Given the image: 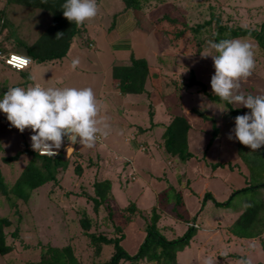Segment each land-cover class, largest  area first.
<instances>
[{
    "label": "rangeland",
    "instance_id": "1",
    "mask_svg": "<svg viewBox=\"0 0 264 264\" xmlns=\"http://www.w3.org/2000/svg\"><path fill=\"white\" fill-rule=\"evenodd\" d=\"M12 3L15 4L14 1ZM168 5H174V9L169 14L171 17L178 18L179 21L186 19L195 27L196 23H202L209 19L206 9L212 5L217 7L216 16L221 19L222 24L226 27L232 29L244 27L257 31L264 29V0H183L181 4L171 1V3L162 5L160 7L161 11L166 12L169 10ZM22 9L28 13L26 15L21 12L16 17V20L22 23V27L33 22L34 26L43 28L46 18L51 14L43 9L27 7ZM0 14H5V11H0ZM12 20L14 18L8 19L7 29L16 28L15 24L11 22ZM28 29L32 28L28 27ZM17 34L19 35V31H17ZM203 35L209 37L207 33ZM191 37L192 34L190 39ZM216 39L218 40V37L213 35L211 38L199 39L194 43L190 42L186 46L185 44L180 45L177 49H173L175 53H172L171 49L166 50L162 58H166L163 60L169 62L164 66L166 69L172 68L168 71L167 77L165 76L166 85L169 86L168 83L171 82V79L182 81L181 76L185 77L183 82L187 81L190 72L193 71L195 77L203 82L208 92L213 95L210 83L215 72L213 60L211 57L202 59L201 52L207 47L209 40L215 41ZM247 42L253 47L256 66L252 76L243 84L241 91L245 94L264 95V49L250 37L247 38ZM175 72H178L177 75ZM75 77H79V75L72 71L68 80L78 84L79 82L73 79ZM49 80L52 84H48V87L61 88L59 81H55L53 78ZM17 85L11 86V83L1 84L0 97L5 88L16 87ZM161 90L164 96L166 86L163 85ZM102 91L103 94L99 99L101 102V115L107 117L110 125L109 135L106 138L98 141L92 148L82 147L79 144L74 145V155L71 157V155L65 154L64 160L68 161L69 165L64 173L58 175V183L49 182L40 187L34 191L28 203L15 200L13 195L5 196L0 190V218L9 217L14 224L8 231L6 239L7 244L12 246L13 251L0 257V264H37L40 259L41 245H53L54 247L71 245L84 263L108 260L114 252L113 246H101V254L97 257L94 256L95 246L84 235V229L81 226L84 219H87L90 223L88 232L90 234L104 235L107 238L123 236L125 239L121 243L122 246L129 254L133 255L137 252L141 243L139 234L145 235L143 228L146 220L137 213L131 222L127 221L129 215L125 209L130 202H134L140 209H143L140 212L146 217H150L151 211L148 210L155 206L158 213L163 215L159 229L163 231L168 239H177L182 236L187 228L185 222L193 224L191 221L194 219L198 226L197 233L190 244L181 253L179 252L181 259L178 264H207L209 260L212 261V264H239L240 261L247 259H250L252 264L262 263L264 261V233L260 237L243 244L238 240L234 244L228 243L229 240H232V237L230 236V228L226 232L227 225L235 220L238 212L242 214L245 211L246 195L240 193L234 196L229 207L219 208L208 200V204L204 208L202 200L197 202L194 196L188 198L186 189H189V186L185 184L186 176L180 174L175 166L174 173L176 172L181 177H175V174H173L171 180L177 178L173 184L178 188H175L177 192L182 191L180 194L185 203H183L184 205L179 204L177 210L174 211L173 207L177 204L176 199L178 197L175 191L167 190L166 194L163 193L172 185L171 181L162 177L165 173L162 171L166 169L158 171L159 173L155 171L157 174L154 176L153 167L147 169L143 167L145 162L149 166L152 159L147 157L146 151H148L147 153L152 152L153 155L156 154L157 149L153 146V137H149L147 147L144 150H140L134 145L138 140V136L136 134L137 126L133 124H144L145 116H143L144 113L137 114L133 111L135 108L143 106L144 98L140 95L119 94L117 91L113 93L110 91L108 83L104 84ZM168 94L167 98L157 95L156 100L152 99L154 103L152 109L157 103H160L159 112L165 111L162 113L164 115L168 105ZM181 94L184 102L182 113L188 114L187 118L193 124L194 130L200 132L199 137L192 134L190 141V150L197 155V157L190 160L192 169L187 173L191 177L193 188L191 195L202 193L203 197L205 192H212L215 194L217 201L223 202L229 199L232 192H238L243 187L245 188V185H247L246 177L241 172H244L245 175L249 173L245 163L240 157H237L238 141L227 138L230 130L235 127V118L229 115L230 111L226 105L211 101L197 87L182 90ZM139 104L141 105L139 106ZM232 106L235 109H247L238 105ZM194 109L214 118L217 122V128L220 129L215 139L214 148L212 146L207 151L206 161L209 162L208 164L205 160H202L201 155L206 149L207 142L213 139L212 124L195 115L193 113ZM156 113L155 109L153 115ZM162 134V130L154 133L157 145L163 146ZM145 136L142 137L144 142H146ZM30 140H26L25 149L32 150ZM11 145H13L12 142L8 148ZM10 152H13V150L8 151V153ZM24 154L27 156L21 158L18 162H12L8 165V168L5 169L6 166H2V169L6 170L7 179H4V182L6 180L7 183H10L9 185L5 183L8 188L12 187V178H8V174L12 170L15 175L17 173L21 174L32 160L30 154L26 152ZM162 154H164V149ZM35 162L38 166H42L43 160L35 159ZM130 163H133L136 167V174H132V168L128 167ZM218 163H231L234 165V169L228 166L213 169L212 165ZM77 168L82 169L81 173H78ZM106 179L113 182L112 197H109L106 203L100 205L98 211H96L95 203L91 200L94 198V183L96 180ZM141 181L150 185L147 194L140 186ZM145 189L147 190V187ZM159 202L163 205H159ZM168 204L171 205L167 206ZM110 213L111 216H109ZM199 214L204 215L202 225V220L198 217ZM185 218H189V220L185 221ZM115 226L120 227L121 230L115 231ZM169 226L173 230L169 229ZM16 228L19 229L18 239L11 237V233ZM211 229L214 231H211ZM121 264L155 263L142 261L137 263L121 262Z\"/></svg>",
    "mask_w": 264,
    "mask_h": 264
},
{
    "label": "trees",
    "instance_id": "2",
    "mask_svg": "<svg viewBox=\"0 0 264 264\" xmlns=\"http://www.w3.org/2000/svg\"><path fill=\"white\" fill-rule=\"evenodd\" d=\"M10 1L17 2V0ZM125 1L127 2L129 8H141L148 11L150 15H153L155 12H163L161 11L160 7L166 3H171V1L177 4H181L183 2V0ZM23 2L28 5L34 3L55 11V14L58 13V15L55 16V22L53 26H51L46 34L40 37V44H37L32 48H26L27 46L24 45V48L27 49V53L37 62L60 60L65 57L73 38L79 32L80 28L64 18L62 5L65 3V0H36L34 2L23 0ZM168 8L169 10L163 12V17L159 18V22L162 25L164 24L168 27L164 28V35L172 43L174 49H177L180 45L183 46V44L186 46V44L190 42L194 43L199 39L204 40L205 38H211L213 35L218 37V40L216 39L215 41H219L221 39H239L250 37L257 41L264 49L263 28L261 31H257L244 27L237 29L226 27L222 24L221 19L216 16L215 11L217 7L215 6L210 5L206 9L209 19L202 23H196V27L191 25V22H187L186 19L179 21L178 18L171 17L169 14H171V11L174 9V5H168ZM1 15L3 14H0V18ZM57 33L64 34L62 38L56 39ZM204 33L209 34V37H204ZM191 34L192 37L190 39ZM48 42H50L52 46H47L49 48L45 49L44 46H46ZM117 71L118 69L115 71V76H118L120 79L122 78L121 84L118 86L122 94L147 93L144 86L145 81L148 78V65L144 59L133 58L131 60L130 66H124L118 72ZM184 78V76L181 77L182 81L180 79H171V82L168 83L169 86H167L172 88L175 92H177V94H180L182 90H190L194 87H197L199 91H201L211 101L226 105L230 111L229 115L232 118H236L241 114L250 112L249 109H235L231 104L222 102L217 96L210 94L206 85L195 77L193 71L190 72L187 81L183 82ZM154 113L155 109H152L151 106L149 116L152 127L155 126L153 124ZM193 113L197 114L204 120L212 122V140H214L219 133V129L216 127L215 120L208 118L197 109H194ZM189 130L190 124L188 120L183 116H176L173 118L172 122L166 126L162 136L164 140L163 146L166 153L172 157L179 158L183 162L191 160L194 157L192 152L189 150ZM210 144L211 143L207 145L208 147L204 151V157ZM250 151L251 150L249 148L238 142V155L245 163L249 171L248 175H245L244 172H241L242 175L246 177L245 180L247 185H245V188L243 187L242 190L238 192H232L229 199L223 202L217 201V199L210 192H205L202 198V205L204 208L208 204V200L212 201L214 205L221 208L229 207L231 204L230 201H232L234 196L240 193L246 195V202L249 204H246L245 211L238 217V219L232 224L230 228L231 234L240 239H253L260 237L264 233V182H262L264 180V155H262V153H264V147L255 152ZM25 152L32 156V160L29 162V164L19 176L18 180L11 188H8V186L5 184L2 172L0 170V190L5 196L13 195L15 200H21L24 203H28L32 198L34 191L49 182L58 183V175L64 173L68 169L69 163L68 161L64 160L65 153H60L55 157H49L40 156L38 153L30 149H26L23 153ZM21 154L11 158H4V162L9 164L17 160ZM35 159H42V166H38L35 162ZM226 166L234 169V165L231 163L214 164L212 165V168L217 169L219 167L224 168ZM77 169L78 173H81L82 169ZM112 190V181L108 179L95 181L94 198L91 200L95 203L96 211H98L100 205L106 203L109 197H112ZM167 190L175 191V194L178 196L176 199L177 204H175L173 207V210L176 211L177 206L182 203L183 198L172 185H170L169 189L167 188L163 193L166 194L165 192ZM159 205L163 204H160L159 202ZM170 205L171 204H168L167 206ZM142 210L143 209H140L134 202H130L125 209L129 215L127 217L128 222H131L137 213L146 220L143 228L145 235L143 236L140 246L135 254L131 255L124 249L121 244L125 239L123 236L118 238H107L104 235H94L88 233L90 230V223L87 221V219H84L81 222V226L84 229V235L87 236L91 240V243L95 246L94 256L97 257L101 254V246H113L114 252L108 260L104 262L94 261L92 263H84L81 261L80 256L76 253L75 249L71 245H66L63 247L41 245L40 259L37 264H121V262L137 263L142 261L155 264H178L179 252H182L190 244L191 240L197 233L198 226L196 222L194 219L191 221L193 224H188L185 222L187 225L185 233L177 239H168L166 235H164L159 229L161 215L158 213L156 207L153 206L150 208V210H148L151 211L150 217L142 215L140 212ZM109 216H111V213ZM201 216L202 214L198 215L199 218ZM13 225L14 224L11 218H0V257L10 254L13 251L12 246L8 245L6 242L8 231L13 227ZM115 229V231L121 230L118 226H115ZM18 230L19 229L16 228L15 231L11 233L12 238L18 239Z\"/></svg>",
    "mask_w": 264,
    "mask_h": 264
},
{
    "label": "crops",
    "instance_id": "3",
    "mask_svg": "<svg viewBox=\"0 0 264 264\" xmlns=\"http://www.w3.org/2000/svg\"><path fill=\"white\" fill-rule=\"evenodd\" d=\"M34 1L36 0H29V2ZM97 4L99 8L97 16L93 20L86 22L79 28V32L73 38L65 57L60 60H52L47 62H37L34 60L35 62L31 66V68L23 72H18L9 68L4 64L3 61L0 60V85H3L4 83H11V86L18 84L16 87L27 88L29 85L38 83L42 87L47 88L48 84H52L49 79L53 78L55 81H59L61 88L62 86H74L76 88L91 87L94 90L97 99L99 100L101 99V95L103 94L102 90L105 83H108L110 85V91H112L113 93H115V91H117L119 94L121 93L118 86L121 84L122 78L120 79L118 78V76H115L116 69H118L119 71L124 66H130L131 60L133 58L144 59L148 65V78L146 79L144 86L147 93L131 94L140 95L144 98V102L142 103L143 106H140L141 104H139L140 107L135 108V110L133 111L137 114L144 113L143 116H145L144 124H133L134 126H137L136 134L138 136V140H136L134 145L140 150H144L147 147L149 137H153V146L155 149H157L156 154L153 155L152 152L147 153L148 151H146L147 157L152 159L149 166H147L145 162L143 167L146 169L153 167L155 173L154 176L159 173L158 171L166 169L162 171L165 172L162 177L167 178L168 181L172 182V186L178 189L173 184V182H175L177 178H175V180H171V176L173 174H175V177L179 176L176 172L174 173L173 171L174 167L176 166L175 168L180 171V174L186 176L185 184L189 186V189H186V191L188 192V198L190 199L191 196H194L197 202L201 201L203 198L202 193H200V195H198L197 193H193V195H191V191H193V188L191 186V177L187 174L188 171L192 169L190 160L183 162L177 157L170 156L168 153H166L164 146L160 144L157 145L156 137L154 135V133H157L158 130H162V132L164 133L166 126H168L176 116H183L188 120V114L182 113V108L184 105L182 94H177L172 88L167 87L165 83V76L167 77L168 71L170 69L172 70V68H165L164 65H167L169 61H164L163 59L166 58H162V56L163 54H165V51L169 49L172 50V53L175 52L173 51L174 48L172 46V43L164 35V28L167 26H164V24L162 25L159 22V18L163 17L164 13L155 12L153 15H150V13L144 9L129 8L125 0H97ZM25 7L43 9L51 13L46 18V23L44 24L43 28L34 26L33 22L31 24L24 25L23 27L21 26L22 23L20 21H17L16 17L21 12L23 14L25 13L26 15L28 14L22 9H25ZM3 10L5 11V14L1 15V17H5L6 23L0 33V51L5 53L16 52L26 54V48H32L37 44H40V37H42L49 31V29L55 22V16L58 15V13L55 14V11L44 8L40 5L34 3L30 5L25 4L23 0H17L15 4H13L10 0H0V11L3 12ZM10 18H14V20H12L11 22L15 24L16 28L7 29L8 19ZM28 27H31L32 29H28ZM17 31H19V35L17 34ZM24 45H26L27 47L24 48ZM47 46L50 47L52 45L50 44V42H48V44H46L44 48H49ZM74 58H79L80 60V65L75 70L79 77L73 78L76 82H79L78 84H75V82H70L68 80L70 73L73 71L71 68V62ZM161 58L163 60V63ZM177 73L178 72H175L176 75ZM19 77L23 80H21ZM163 85L166 86V94L164 96L163 91L161 90L163 89ZM8 88H5L0 99H2ZM168 91H170L169 94ZM167 94L168 105L166 107V113H164L163 115L162 113L165 112L163 110L159 112L161 104L157 103L154 106V109H156L157 113L153 116V124L155 126L152 127L149 116L150 107L154 104L152 99L156 100L157 95L162 98H167ZM198 117L201 118L200 116ZM208 118L215 120L212 117ZM202 120L205 122H210L212 124L211 121H207L204 119ZM188 122L190 124V130L188 133V144L190 150V141L192 134L195 137H199L200 135L198 136V134H200V132L198 130H194L193 124L190 123L189 120ZM215 123L217 127V122L215 121ZM31 135H33V133L30 129H26L24 133H20L19 130L11 127L10 123L7 121L5 114L0 112V170L4 179H7L5 175L6 170L4 171L2 169V166H6V169L12 162L9 164H5L3 158H9L18 153H22L17 160L13 161L18 162L19 160H21V158L26 157L27 155H23V152L26 150V140H30ZM144 135H146V142H144L142 138ZM162 136L163 134L161 135V137ZM215 139L209 140L206 144V148L208 147L207 145L209 143H211L209 148L211 149L212 146L214 148ZM162 141L163 144V138ZM11 142L13 143V145L8 148ZM7 149L13 150V152L8 153V151L10 150ZM163 149L164 154H162ZM207 151L205 157L203 156L204 152L201 155L202 160L206 161ZM190 152L192 151L190 150ZM6 154H9L11 156H7ZM192 154L194 156L192 159L197 157V155L193 152ZM237 157H239V155ZM206 163L208 164L209 162L206 161ZM185 165L187 167H184ZM128 167L132 168V174L137 173L136 167H134L133 163H130ZM170 172L172 173L170 174ZM20 175L21 174L18 173L15 175L13 170L8 174V178H12L11 186L15 184ZM5 183L7 185L10 184L7 183L6 180ZM140 183V186L147 194L150 185L143 181H141ZM146 187L147 190L145 189ZM211 194L216 198L215 194H213L212 192ZM183 203H185L184 198L182 199V203L180 205H184ZM240 215L241 212H238L235 220L227 225L228 227L226 228V232L229 228H231L232 224L238 219ZM203 216L204 215L202 214V216L200 217V219L202 220L201 225L204 223ZM162 218L163 215H161V220ZM185 219L189 220V218ZM169 229L173 230V228L170 226ZM211 231L214 230L211 229ZM161 232L163 233L162 230ZM230 236L232 237V240H229L228 243L233 244L236 240L240 241L241 244L251 240L237 238L233 236L231 232ZM139 237L140 241H142L143 236L139 234ZM243 258H245V256H243ZM180 259L181 258L178 254V262L180 261ZM262 263H264V261Z\"/></svg>",
    "mask_w": 264,
    "mask_h": 264
},
{
    "label": "clouds",
    "instance_id": "4",
    "mask_svg": "<svg viewBox=\"0 0 264 264\" xmlns=\"http://www.w3.org/2000/svg\"><path fill=\"white\" fill-rule=\"evenodd\" d=\"M62 9L64 18L77 27L93 20L99 11L97 0H65ZM5 23L2 16L0 33ZM63 34L57 33L56 39L62 38ZM208 57L212 58L215 69L210 82L213 95L222 102L250 110L235 118V127L227 138L238 141L250 152L260 150L264 147V95L241 91L256 66L252 45L247 38L209 40L201 52L202 59ZM0 60L18 72L28 70L35 62L28 53L2 51ZM19 60L25 63L19 65ZM79 65V58H74L72 70L75 71ZM0 112L20 133L31 130V148L40 156L55 157L65 153L72 157L74 145L92 148L110 131L107 117L101 115V102L91 87L44 88L38 83L27 88L9 87L0 99ZM64 143L68 144L59 153ZM207 264H212V261ZM239 264L252 262L247 259Z\"/></svg>",
    "mask_w": 264,
    "mask_h": 264
},
{
    "label": "built area",
    "instance_id": "5",
    "mask_svg": "<svg viewBox=\"0 0 264 264\" xmlns=\"http://www.w3.org/2000/svg\"><path fill=\"white\" fill-rule=\"evenodd\" d=\"M2 22H4V20H2ZM1 25H3V23H2ZM18 67H20V66H18ZM67 144H68V143H64V145L62 146V148L59 150V153L63 150V148H64Z\"/></svg>",
    "mask_w": 264,
    "mask_h": 264
},
{
    "label": "snow or ice",
    "instance_id": "6",
    "mask_svg": "<svg viewBox=\"0 0 264 264\" xmlns=\"http://www.w3.org/2000/svg\"><path fill=\"white\" fill-rule=\"evenodd\" d=\"M14 59H18V58H14ZM25 62L23 60H19V65L24 64Z\"/></svg>",
    "mask_w": 264,
    "mask_h": 264
}]
</instances>
